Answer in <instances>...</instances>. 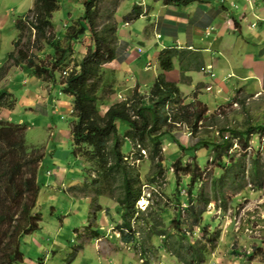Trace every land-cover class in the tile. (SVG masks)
Instances as JSON below:
<instances>
[{
	"label": "rangeland",
	"instance_id": "rangeland-1",
	"mask_svg": "<svg viewBox=\"0 0 264 264\" xmlns=\"http://www.w3.org/2000/svg\"><path fill=\"white\" fill-rule=\"evenodd\" d=\"M210 1L213 5L218 3V0ZM230 1L226 4L230 13L235 16L242 13L240 20L243 28L242 36L245 40L234 37L227 41L226 48L229 54L227 55L215 41L218 31L221 32L224 28L233 29V24L229 23V13L222 8H219L222 15L212 17L209 21L210 13H208V17L201 20V22H211L213 28L206 30L201 26L198 37L192 34L191 30L196 24L193 28H189L188 33L183 31L173 33L167 32L165 28L169 26L163 23L164 20L180 18L175 11L189 13L192 17L198 16L193 10L197 4L174 7L165 5L164 0H101L99 7L102 11L112 7L113 2H118L119 7L117 6L118 10L115 14L118 26V57L105 67V84L112 85L114 94L104 101L105 107L99 103L100 113L104 114L116 101L130 98L137 87L143 94L148 93L154 81V73L159 71V63L153 59V56L166 48L170 42L174 43L176 39L180 44L192 40V44L198 48L193 49L201 51L202 57L207 62L206 66H212L217 78L220 80L226 78L231 73L230 69L234 77L222 80L225 84L216 83L215 78L210 79L208 73L193 71V76L190 77L194 81V87H191V80L181 81L179 62L175 61V68L166 73V78L178 84L182 90L183 103L189 104L193 100H198L208 107L207 120L200 123L202 128L198 134L192 135L185 126L176 131V137L181 144L185 147L193 146L201 139L211 143L217 141L221 145L223 141L218 140L222 128L245 130L248 126L264 125V70L261 73L259 66L255 67L253 69L257 75L246 78L249 68L243 66H250L252 62V59H246L248 54L257 58H261V55L264 57V0H260L257 8L254 5L256 1L253 0L252 11H246L244 16L241 10L238 11L230 4ZM85 2L87 0H61L60 10L53 14V28L50 32L57 36L66 26L83 16ZM34 3L35 0H0V60L6 61L7 55L14 50V41L18 35L14 25L15 19L26 16ZM135 4L142 6L144 14L139 19L126 24L125 17ZM235 5L240 8L238 0ZM192 20L197 21L196 18ZM253 22L258 27L253 28L251 26ZM158 35L161 38H158ZM89 42H91L90 36L87 35L84 44H77L76 53L66 65V69H74L82 56L87 53ZM138 49H142L143 53H138ZM34 54L38 59L47 60V56L43 53L34 50ZM225 60L229 61L231 68ZM261 60L264 62V58ZM148 61L153 63L147 66ZM213 61L215 63L220 61V68H216ZM4 65L7 66L8 72L0 81V88H8L7 85L16 76H14L16 71L18 79L7 90L17 103L13 110L1 107L0 120L25 125V139L29 150L37 149L38 155L45 154L44 169L39 174L41 189L36 208V213L42 215L41 228L24 237L22 242L25 257L33 264H39L41 259L45 258V264H183L172 256L165 247L163 237L157 234L167 235L174 228L172 219L180 211L172 194L176 184L191 183L190 176L177 172L173 164L181 159V166L186 167L196 163L195 157L200 169L194 189L213 201L206 206L203 201L198 200V195H195V206L197 210L205 211L204 224L213 230L217 229L221 234L220 243L205 264H264V257H256L250 261L242 255L237 256L233 253L235 250L240 254L248 255L255 245L264 249V134L250 135L246 148L237 139L230 138L232 147L225 148L218 157L216 156L218 151L212 147H202L196 151L182 150L179 145L165 136L162 139V146L166 169L162 176L159 174L154 176L153 183H150L149 178L158 168L149 160L145 151L142 152L144 159L135 161L131 143L126 141L122 150L129 157L130 162L139 168L143 177L144 198L136 204L137 210H140L136 214L139 219L137 220L136 217L132 219L137 240L141 241L146 249L143 253V247L139 242L127 244L121 239L118 227L123 220L116 201L121 191L107 193L98 199L102 209L97 220L91 214L94 209L90 208V202L95 193L92 188L83 189L85 183L89 182L87 169L90 165L83 159L78 160L72 156V142L66 135V132L70 133L69 129L74 119L71 110L56 108L53 111L46 103L50 93L49 83L38 81L39 79L28 70L24 69L22 72L23 68L14 65L12 61ZM238 76L242 80H238L240 79ZM60 91L61 86L56 85L53 89L55 100L70 99L69 95ZM25 96L26 100L23 99ZM117 125L119 133L125 134L128 129L127 123L119 120ZM255 161L257 165L253 169ZM229 163L244 165L245 177L236 179L234 184L233 180L226 176L222 186L218 187L220 184L218 183L219 192L216 195L214 181L221 174L223 167L220 164L225 166ZM91 176L95 177V173ZM182 195L187 199L190 197L187 189L182 191ZM163 206L168 207L169 210L163 211L160 208ZM187 206L189 205H183V207ZM180 212L185 223L182 231L186 232L189 243L195 244L198 240H204L198 228H193L191 225L189 213L184 208ZM145 218H149V222H145ZM89 225L105 231V235L97 238L96 241L91 240L86 232V227ZM192 231H196V234ZM7 240L10 241L6 239V242ZM168 240L172 241V238L168 237ZM38 250L39 253L35 254L34 251ZM2 255L3 253L0 252V257ZM4 261L0 259V264H5Z\"/></svg>",
	"mask_w": 264,
	"mask_h": 264
},
{
	"label": "trees",
	"instance_id": "trees-1",
	"mask_svg": "<svg viewBox=\"0 0 264 264\" xmlns=\"http://www.w3.org/2000/svg\"><path fill=\"white\" fill-rule=\"evenodd\" d=\"M60 1L35 0L33 8L26 16L15 19L14 25L18 35L14 41V50L7 55L4 64L12 61L14 65L28 70L42 82L60 85L61 93L72 97L71 114L74 119L69 129L71 153L75 159H83L90 165L87 169L89 182L85 183L83 189L92 188L95 193L90 202V208L94 209L91 214L97 220L102 209L98 199L107 193L121 191L116 198L117 209L123 220L118 227L121 239L127 244L139 242L143 247L142 242L137 240L132 225V219L140 211L137 210L136 204L144 198L143 177L139 168L124 154L122 150L124 143L126 141L131 143L135 161L144 159L143 151L148 154L149 160L158 168L153 176L150 175V183H153L154 176L157 174L162 176L166 169L162 146V139L165 136L182 150L196 151L202 147H212L218 151L216 153L218 157L225 148L232 147L230 138L237 139L244 148L248 147L250 135L264 134V125L248 126L245 130L222 128L218 140L223 141L221 145L217 141L211 143L201 139L193 146L185 147L181 144L176 137V131L185 126L192 135L198 134L202 128L200 123L207 120L208 107L198 100L184 104L178 84L167 80L166 73L175 68L176 60L179 62L182 82L188 78L186 73L200 72L204 67L201 51L178 47L160 50L158 56L160 73L155 77L148 93L143 94L137 87L130 98L110 105L105 113L101 114L99 103L102 105L114 94L112 85L105 84V67L118 57V26L115 14L119 3L113 2L112 7L102 11L99 7L101 0H87L83 16L55 36L50 31L53 28V14L61 8ZM199 2L207 3L208 0H164L167 6L183 7ZM143 14L142 6L135 4L125 17L126 24L139 19ZM87 35L91 41L87 53L74 69H66V65L76 53L77 44H84ZM34 50L45 54L47 60L38 59ZM4 64L0 66V81L8 72ZM11 96L9 90L0 88V108L14 109L17 102ZM119 120L128 125L123 135L118 130ZM25 132L26 126L23 124L0 120V252L3 253L1 256L3 258L0 259L5 260V264L24 262L25 254L22 249L24 237L40 230L42 222V215L36 213V208L41 189L39 174L44 169L45 154L38 155L37 149L29 150ZM195 159V164L186 167L181 166V159L173 164L177 172L190 176L191 183H177L172 194L175 196L174 202H177L175 205L179 206L180 211L184 208L189 213L191 225L198 228L204 240H198L195 244L189 243L186 232L182 231L185 223L180 211L172 219L174 228L167 235L157 234L163 237L165 247L172 256L183 264H205L221 239L217 229L213 230L204 224L205 211L197 210L195 206V195H198V200L203 201L206 206L213 202L194 189L200 169L197 158ZM256 165L255 161L253 169ZM220 166L223 167L221 174L214 181L216 195L226 176L231 178L234 184L236 179L245 177V166L241 163ZM92 173H95L93 178ZM218 183L220 184L217 187ZM184 189H187L189 199L182 195ZM160 208L163 211L169 210L164 206ZM145 220L149 222V218ZM86 232L91 238H100L105 234V231L91 225L86 227ZM192 233L196 234V231ZM168 237L172 238V241H169ZM6 239L10 241L6 242ZM145 251L143 247L142 252ZM233 253L249 260L264 257V249L257 245L253 246L252 252L248 255L235 250Z\"/></svg>",
	"mask_w": 264,
	"mask_h": 264
},
{
	"label": "crops",
	"instance_id": "crops-1",
	"mask_svg": "<svg viewBox=\"0 0 264 264\" xmlns=\"http://www.w3.org/2000/svg\"><path fill=\"white\" fill-rule=\"evenodd\" d=\"M228 1H230V0H218V3L216 4V5H213V3L209 0L207 3H201V2H199V3H196L197 4V7L195 8V9H193V10H195V12L196 13H198V16H196V17H192V15H190L189 13L187 14V13H185V12H180V11H175V14L178 16V17H180V18H178V19H175V20H164L163 21V23L164 24H166V25H168L169 27L168 28H165L166 30H167V32H181V31H183V32H186V33H188L189 32V28H193V26H194V24H196V27H194V29H191L192 30V34H194V35H196V36H198L199 37V34H198V31L200 30V27L202 26L203 28L205 27V28H207L210 24L212 25V23L211 22H208V23H206L205 21L204 22H201V20H203V19H205L204 17H206L207 16V14L208 13H210V14H208L210 17L208 18V20L210 21L211 20V18L212 17H215V16H220V15H222L221 14V12H220V10H219V8H222L226 13H229V15H230V24L232 25L233 24V29H231V28H224V30H222L221 29V32L220 31H218L217 32V37H216V40L215 41H217L218 42V44H219V46H220V48L223 50L222 52L224 53V54H227V55H229L228 54V52H227V50H228V48H226V43H227V41L229 42V40H232V38H234V39H238V38H243L244 39V37L242 36V33H243V28H242V22H241V20L240 19H242L241 17V15H242V13H240L239 15H237L236 14V16L235 15H232L231 13H230V9H229V7H227L226 6V4L227 3H229ZM256 1V4H254L255 5V8H257L258 6V4H259V2H260V0H255ZM210 2V3H209ZM238 2H239V4H240V8H237L238 7V5H235V3H236V0L235 1H233V0H231L230 1V4H232V6L234 5V7L238 10V11H240L241 10V12H243V16L245 15V12L246 11H252V6H251V4H247L246 3V1L245 0H242V2H240L239 0H238ZM195 4V5H196ZM190 6V5H189ZM228 6H230V5H228ZM175 7V6H174ZM186 7H188V6H186ZM173 9H175V8H173ZM263 10V9H262ZM183 16V17H182ZM257 16H259V15H257ZM208 17V16H207ZM206 17V18H207ZM194 18H196L197 19V21H193L192 19H194ZM234 18H235V20H234ZM226 23V22H225ZM193 24V25H192ZM230 24H228V25H230ZM252 25L253 24H255V22H253V23H251ZM251 25V26H252ZM219 26V25H218ZM226 26V25H225ZM250 27V26H249ZM257 27H258V25H257ZM255 28V27H254ZM202 29V28H201ZM250 29V28H249ZM258 34V33H257ZM261 34V33H260ZM258 36V35H257ZM195 37V36H194ZM86 38V37H85ZM85 38H84V40H85ZM256 39L257 40H259V38H257L256 37ZM245 40V39H244ZM179 40L178 39H176V41L173 43V42H170V44L167 46V47H178L179 49H183V48H187V49H192V50H194V49H196L197 47H195L192 43V40L191 41H188L187 43H185V44H180V41L178 42ZM222 41V42H221ZM90 43L91 42H89L88 43V45H87V48H88V46L90 45ZM82 48H84V46L82 47ZM194 48V49H193ZM198 49V48H197ZM199 49H201V48H199ZM219 54H221V53H219ZM158 56H159V52H157L156 53V55L155 56H153V59H155L156 60V62L158 61ZM226 56V55H225ZM226 59H227V57H225ZM257 57L255 56V55H252V54H248L247 55V57H246V59L248 60V59H252V62L250 63V66H245V65H243L244 67H247V68H249L248 69V76H246V78H248V77H251V76H255V75H257V73H255V71H254V69L253 68H255V67H258L259 66V68L258 69H260V71H261V73H262V70H264V62L261 60L262 58H264L262 55H261V58H257ZM203 59H204V65H207V62H206V60H205V58L203 57ZM255 59V60H254ZM228 60V59H227ZM4 62H5V59H3V60H0V66L2 65V64H4ZM225 62H226V64L228 65L229 63V61L227 62L226 60H225ZM246 62V61H245ZM151 63H153L152 61H148V64H147V66H149V65H151ZM111 64V63H110ZM109 64V65H110ZM210 64V63H209ZM213 64H215V66H216V68H220V66H221V62L219 61V62H217V63H215L214 61H213ZM158 65V64H157ZM108 66V65H107ZM229 67H230V64H229ZM261 67H263V69H261ZM149 68H151V67H149ZM231 68V67H230ZM230 68H228V69H230ZM227 69V70H228ZM224 70V69H223ZM20 71V70H19ZM256 71H258L257 69H256ZM22 72H24V69H23V71ZM230 74H228L227 75V77L226 78H224V79H222V80H229V79H231V78H233L234 77V74L232 73V69H230ZM259 72V71H258ZM160 73V67H159V71L156 73H154V79H155V77L158 75ZM193 71H190V72H188V73H186V75L188 76V78H187V80L186 81H190L191 80V82H190V85H191V87H194V81L191 79V75L193 76ZM16 75V76H15ZM14 79L13 80H11L10 82H9V84L7 85L8 86V88H10L11 87V85H12V83L16 80V79H18V74H16V71H15V73H14ZM240 76H238V78H239ZM237 78V79H238ZM245 78V77H244ZM219 78H217V76L215 77V79H214V82H221V83H223V84H225V82L224 81H222V80H218ZM238 80H242L241 79V77H240V79H238ZM38 81H40V80H38ZM40 82H42V81H40ZM209 82V81H208ZM213 82V83H214ZM50 84V93H49V97H48V99H47V104H48V106L54 111L56 108H59V109H64V110H72V106H71V100H72V97L70 96V99L69 100H64V101H61V100H55L54 99V97H53V89H54V87L56 86V85H52L51 83H49ZM138 85V84H137ZM58 86H60V85H58ZM8 88H3V89H8ZM60 93H61V91H60ZM181 93H182V90H181ZM24 100H26L27 99V97L25 96L24 98H23ZM116 102H118V101H116ZM115 102V103H116ZM104 107H105V105H103ZM57 133H59V132H57ZM62 133H65V132H62ZM66 135H67V137H69V133L68 132H66ZM105 235V234H104ZM103 235V236H104ZM29 236V235H28ZM27 237V236H26ZM88 239V238H87ZM91 240H93V241H96L97 240V238H91ZM34 253L35 254H38L39 253V250L38 251H34ZM28 261V262H27ZM45 262H46V258L45 259H41V262L39 263V264H45ZM29 264V263H32L33 264V262L31 261V260H28V258H26L25 257V262H23L22 264Z\"/></svg>",
	"mask_w": 264,
	"mask_h": 264
},
{
	"label": "clouds",
	"instance_id": "clouds-1",
	"mask_svg": "<svg viewBox=\"0 0 264 264\" xmlns=\"http://www.w3.org/2000/svg\"><path fill=\"white\" fill-rule=\"evenodd\" d=\"M245 1H246L248 4H253V0H245ZM251 6H252V5H251ZM252 27H253V28H254V27H257V24H256V23L253 24ZM211 29H212V28H209V29L207 28L206 30H211ZM159 36H160V35H158V38H161V37H159ZM141 50H142V49H141ZM138 53H143V50H142V52H139V49H138ZM205 66H206V65H204L203 68H205ZM206 67H207V66H206ZM203 68H202V69H203ZM202 69H201V71H202ZM213 73L215 74V70H213ZM216 76H217V74H215V76H214L213 78H215ZM209 78L212 79V77H209ZM71 112H72V110H71ZM71 112H70V113H71ZM49 172H50V171H49ZM49 172H48V173H49Z\"/></svg>",
	"mask_w": 264,
	"mask_h": 264
},
{
	"label": "built area",
	"instance_id": "built-area-1",
	"mask_svg": "<svg viewBox=\"0 0 264 264\" xmlns=\"http://www.w3.org/2000/svg\"><path fill=\"white\" fill-rule=\"evenodd\" d=\"M139 52H142V50L139 49ZM202 71H204L205 73H208L209 77H212L213 78L215 76V74L213 73L212 66L211 67H209V66L208 67H205V68L202 69Z\"/></svg>",
	"mask_w": 264,
	"mask_h": 264
},
{
	"label": "bare ground",
	"instance_id": "bare-ground-1",
	"mask_svg": "<svg viewBox=\"0 0 264 264\" xmlns=\"http://www.w3.org/2000/svg\"><path fill=\"white\" fill-rule=\"evenodd\" d=\"M142 203H145V201H142Z\"/></svg>",
	"mask_w": 264,
	"mask_h": 264
}]
</instances>
